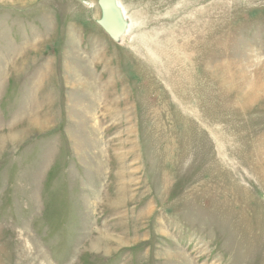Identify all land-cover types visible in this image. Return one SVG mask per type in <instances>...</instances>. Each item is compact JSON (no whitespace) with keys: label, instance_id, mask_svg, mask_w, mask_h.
Returning a JSON list of instances; mask_svg holds the SVG:
<instances>
[{"label":"rangeland","instance_id":"1","mask_svg":"<svg viewBox=\"0 0 264 264\" xmlns=\"http://www.w3.org/2000/svg\"><path fill=\"white\" fill-rule=\"evenodd\" d=\"M0 0V264H264V0Z\"/></svg>","mask_w":264,"mask_h":264},{"label":"water","instance_id":"2","mask_svg":"<svg viewBox=\"0 0 264 264\" xmlns=\"http://www.w3.org/2000/svg\"><path fill=\"white\" fill-rule=\"evenodd\" d=\"M100 17L96 23L115 42H120L129 27V20L117 0H97Z\"/></svg>","mask_w":264,"mask_h":264}]
</instances>
